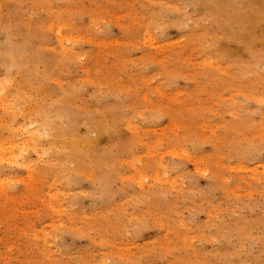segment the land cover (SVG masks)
I'll return each instance as SVG.
<instances>
[{
  "label": "rangeland",
  "instance_id": "obj_1",
  "mask_svg": "<svg viewBox=\"0 0 264 264\" xmlns=\"http://www.w3.org/2000/svg\"><path fill=\"white\" fill-rule=\"evenodd\" d=\"M0 264H264V0H0Z\"/></svg>",
  "mask_w": 264,
  "mask_h": 264
}]
</instances>
